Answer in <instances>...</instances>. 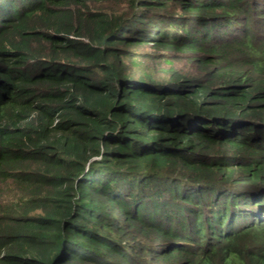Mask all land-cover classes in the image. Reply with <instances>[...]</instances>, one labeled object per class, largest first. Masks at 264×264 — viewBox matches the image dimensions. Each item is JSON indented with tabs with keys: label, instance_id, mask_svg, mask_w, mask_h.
Listing matches in <instances>:
<instances>
[{
	"label": "trees",
	"instance_id": "obj_1",
	"mask_svg": "<svg viewBox=\"0 0 264 264\" xmlns=\"http://www.w3.org/2000/svg\"><path fill=\"white\" fill-rule=\"evenodd\" d=\"M0 264H264V0H0Z\"/></svg>",
	"mask_w": 264,
	"mask_h": 264
}]
</instances>
